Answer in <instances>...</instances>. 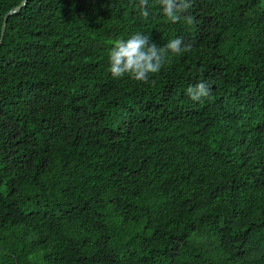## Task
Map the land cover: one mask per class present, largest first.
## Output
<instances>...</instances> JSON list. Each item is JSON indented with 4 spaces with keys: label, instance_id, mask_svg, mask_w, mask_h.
I'll return each mask as SVG.
<instances>
[{
    "label": "trees",
    "instance_id": "16d2710c",
    "mask_svg": "<svg viewBox=\"0 0 264 264\" xmlns=\"http://www.w3.org/2000/svg\"><path fill=\"white\" fill-rule=\"evenodd\" d=\"M25 1L0 0V264H264V0H191V26L28 0L2 35ZM137 32L191 51L114 79Z\"/></svg>",
    "mask_w": 264,
    "mask_h": 264
},
{
    "label": "clouds",
    "instance_id": "9594fccd",
    "mask_svg": "<svg viewBox=\"0 0 264 264\" xmlns=\"http://www.w3.org/2000/svg\"><path fill=\"white\" fill-rule=\"evenodd\" d=\"M162 14L172 24L184 22L191 26L195 17L188 14L192 7L191 0H158ZM149 0H139L137 8L143 19L150 17ZM191 45L185 44L182 38L169 40L164 46H158L148 35L140 32L128 39L114 41L109 52V71L114 79L125 76L138 82H149V77L161 72L170 62L171 57L190 52ZM153 85L155 81H152ZM187 95L194 102H203L210 98L211 89L206 83L189 86Z\"/></svg>",
    "mask_w": 264,
    "mask_h": 264
},
{
    "label": "water",
    "instance_id": "95a60500",
    "mask_svg": "<svg viewBox=\"0 0 264 264\" xmlns=\"http://www.w3.org/2000/svg\"><path fill=\"white\" fill-rule=\"evenodd\" d=\"M28 4V0H26L24 3H22L21 5H19L18 7H15L14 9H12L5 17V21H4V25H3V28H2V32L1 34L4 35V31L6 30V25H7V21H8V18L11 17L12 15L14 14H17L19 13L22 8ZM2 43V38L0 39V45Z\"/></svg>",
    "mask_w": 264,
    "mask_h": 264
}]
</instances>
